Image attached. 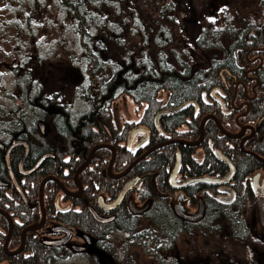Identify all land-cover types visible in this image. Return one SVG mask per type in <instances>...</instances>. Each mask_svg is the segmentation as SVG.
I'll return each instance as SVG.
<instances>
[{
	"label": "trees",
	"instance_id": "obj_1",
	"mask_svg": "<svg viewBox=\"0 0 264 264\" xmlns=\"http://www.w3.org/2000/svg\"><path fill=\"white\" fill-rule=\"evenodd\" d=\"M56 2L69 20L62 27L70 30L69 55L79 74L69 91H52L46 59L36 68L27 51L10 65L19 69V97L8 108L0 106V133L6 135L0 138V264H134L133 249L154 259L148 264H184L175 249L181 236L250 241L251 211L263 199L254 193L252 178L264 176V0L260 15L238 29L212 21L208 27L209 18L200 19L190 45L176 39L183 24L177 0ZM151 6L156 17L144 19L141 9ZM222 29L229 30L226 38ZM207 51L215 53L206 58ZM123 94L142 114L117 125L114 101ZM41 124L51 125L61 143ZM136 126L148 131L137 148L143 132L127 146ZM12 140L27 146L21 169L24 148L9 155L18 189L5 163ZM90 153L77 173L79 192L75 173ZM39 160L33 172L22 173ZM176 163L173 184H184L178 189L169 184ZM134 178L113 210L99 207L112 203ZM230 192L232 198L224 200ZM183 200L190 210L202 203L198 219L178 215L175 207L182 210ZM40 204L43 226L25 231L39 224ZM51 222L77 228L91 243L75 250L43 240L61 235Z\"/></svg>",
	"mask_w": 264,
	"mask_h": 264
},
{
	"label": "rangeland",
	"instance_id": "obj_2",
	"mask_svg": "<svg viewBox=\"0 0 264 264\" xmlns=\"http://www.w3.org/2000/svg\"><path fill=\"white\" fill-rule=\"evenodd\" d=\"M177 5L183 22L176 38L179 45L184 43L190 45V33L196 29L197 22L204 17L209 18L208 27L211 26L209 22L212 21V24H216L219 28L238 29L244 22L252 21L260 15V0H177ZM141 14L144 19H150L156 17L157 11L155 7H145L141 9ZM65 17H67L66 13L57 5L56 0H0V106L2 108L10 107V101H16L19 97L17 84V79L20 77L19 69L10 65H16L20 61L22 52H32L30 59L36 68L40 67L43 58L46 59L48 89L58 90L61 86L64 92H67L76 81L79 71L69 55V47H72L73 41L69 28L62 27L64 24L69 25V20ZM228 32L229 30L224 29L219 31L225 38ZM192 39H195L194 35ZM213 53L215 51H207L203 56L207 58ZM191 57L196 62L200 59L198 53H193ZM68 95L65 93L63 97L66 99ZM6 96L11 97L12 100H8ZM114 114L115 124L119 125L123 120L138 119L142 114V107L136 106L130 97L123 94L114 101ZM41 125L51 140L61 143V138L51 125ZM0 138L6 139V135L0 133ZM183 206L186 208L185 211L189 212V207L184 203ZM263 210L264 198L252 209L254 220L252 238L244 244H240L237 240L213 239L211 235L206 240L201 236L199 240H194L184 235L177 241L175 249L184 264H264V229L261 226L262 222L264 225ZM55 224L57 223H49L50 229ZM71 230V245L85 248L91 243L89 238V241L83 238V234L77 228L72 227ZM223 235H228V232ZM53 238L43 236V239ZM67 246L69 247V241ZM131 252L130 256L134 259V264L154 262V259L147 257L143 250L133 249ZM75 263L85 264L82 260H76Z\"/></svg>",
	"mask_w": 264,
	"mask_h": 264
},
{
	"label": "water",
	"instance_id": "obj_3",
	"mask_svg": "<svg viewBox=\"0 0 264 264\" xmlns=\"http://www.w3.org/2000/svg\"><path fill=\"white\" fill-rule=\"evenodd\" d=\"M137 132H143L144 133V137L135 145L136 148H137V146H139L141 143H143L147 139L148 132L144 128L136 127V128H134L130 132V135L128 136L127 146H130V144L132 142V139H133L134 135ZM1 146H2V144H0V147ZM18 146H21V147L24 148L23 154H22V156L20 158V162H19V165H18L19 169H21V164H22V162H23V160H24V158H25V156L27 154V146H26L25 141H22V140L21 141L12 140L6 146V150H5V163L7 165V169H8L9 174H10V179L12 180L13 185H15L17 189H18V185H17L15 179L13 178L12 173H11V170H10V167H9V155H10L11 150L13 148H15V147H18ZM146 153H144L141 157L145 156ZM90 156H91V153L88 154L87 159H86L85 163L83 164V166H81V168L75 173L74 181L76 183V186L79 189V192L81 191V189H80L81 187L77 184V179H76L77 178V173L88 164ZM40 162H41V160H39L31 169L26 170V171H23L22 173L23 174H29V173L33 172L39 166ZM177 164L178 163H176L174 169L171 171L170 178H169V184L171 186H173V188H177L178 189V188L182 187L184 184H178V185L177 184H173V182H174V176H175V173H176ZM110 166H111V162L108 165L107 173H110ZM130 166L126 170H128L130 168ZM232 174H233V169H232V167H230V172H229V175L227 176L226 180H229L231 178ZM118 176H120V175H118ZM137 181H138L137 178H134V179L128 181L122 187V189L118 193L116 199L112 203H110V204H104L103 202H100V204H99L100 206L99 207H102L103 209H106V210H113L119 204V202L124 198L125 194L136 184ZM41 188H42V185H41V187L39 189V200H40V203H41ZM254 190H255V192L258 195L263 196L264 195V180L261 182L260 185L257 184V182L255 180L254 181ZM62 191H65V190L62 189ZM19 192H20V190H19ZM20 194H21V192H20ZM77 195H79V194H77ZM21 196L23 197L22 194H21ZM231 198H232V193L230 192L229 193V196L227 198H225L224 200H228V199H231ZM129 205H130V207L133 206L132 203H131V201L129 202ZM40 207H41V220H40L39 224L36 225V226H33V227L26 228L25 231H36V230H39L43 226V223H44V213H43V208H42V205L41 204H40ZM201 213H202V206L200 205L199 206V209H198V213L195 214L194 216L189 217V218H198L201 215ZM59 228H60L61 231H65V235H64V237L61 240L54 242V244H65L66 242H68L69 237H70L69 229L63 228V227H59ZM4 248L6 249V242L4 244ZM73 248H75L76 250H80L81 247H73ZM20 249H21V247H19V249L16 250L15 252H8V253H9V255L15 254Z\"/></svg>",
	"mask_w": 264,
	"mask_h": 264
},
{
	"label": "flooded vegetation",
	"instance_id": "obj_4",
	"mask_svg": "<svg viewBox=\"0 0 264 264\" xmlns=\"http://www.w3.org/2000/svg\"><path fill=\"white\" fill-rule=\"evenodd\" d=\"M136 127H139V126H136ZM135 127V128H136ZM40 129H41V131H43V126H41L40 127ZM133 130V129H132ZM148 132V131H147ZM143 135V134H142ZM135 136V135H134ZM143 137H144V135H143ZM143 137H141V139L143 138ZM134 138V137H133ZM147 138H148V134H147ZM135 139V138H134ZM140 139V140H141ZM133 140V139H132ZM139 140V141H140ZM147 140V139H146ZM21 141V140H20ZM138 141V142H139ZM11 142V141H10ZM137 142V143H138ZM136 143V144H137ZM135 144V145H136ZM141 144H143V143H141ZM140 144V145H141ZM134 145V146H135ZM139 145V146H140ZM138 147V146H137ZM25 159V158H24ZM24 161V160H23ZM176 174V173H175ZM256 180V182H257V184H261V182L264 180V176H260L259 177V174H255L254 176H253V178H252V187H253V190H254V181ZM228 181V180H227ZM176 182V181H175ZM225 182V181H224ZM184 186V185H183ZM254 193L256 194V195H258L256 192H255V190H254ZM226 196L227 195H223V197L224 198H226ZM258 196H260V195H258ZM260 197H263L264 198V195L263 196H260ZM229 200V199H228ZM228 200H226V201H228ZM182 201V200H181ZM185 204L186 202H185V200H183V202L181 203V205L182 204ZM200 205L201 206H203L202 205V203H200ZM199 205V206H200ZM185 206H187V205H185ZM176 208V207H175ZM185 207L183 206V209L182 210H180L178 207L176 208V211H177V213H179L178 215H180L182 218L184 217V218H187V220H191V221H194V220H196V219H198V218H189V217H191V216H194L195 214H197L198 213V210L197 209H194V210H190V209H188V211L189 212H186L185 211ZM202 212H203V208H202ZM251 214H252V211H251ZM250 214V215H251ZM189 218V219H188ZM45 219V218H44ZM262 219V218H261ZM263 220V219H262ZM253 223H254V220H253V215L251 216V230H252V226H253ZM259 223H260V221H259ZM263 223V222H262ZM262 223H261V225H262ZM57 226H62V225H57V224H55V227H57ZM58 228V227H57ZM11 229H12V224H9V229H8V232H7V236H6V238H5V242H6V246H7V241H8V239H9V235H10V233H11ZM53 231H55V232H59V233H61V235H60V237H58V238H53V239H43V240H47V241H59V240H61L62 239V237L64 236V232H62V231H59V229H54ZM253 231V230H252ZM69 232H70V237H69V248L70 249H73V245H71L70 244V240H71V238H72V230L69 228ZM21 238H22V240L21 241H23V236L21 235ZM5 244V243H4ZM90 244V243H89ZM3 249L5 250V248H4V245H3ZM6 251V250H5Z\"/></svg>",
	"mask_w": 264,
	"mask_h": 264
}]
</instances>
